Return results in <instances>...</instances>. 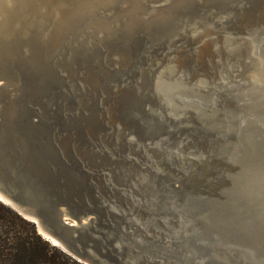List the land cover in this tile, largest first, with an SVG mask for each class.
Listing matches in <instances>:
<instances>
[{
  "label": "water",
  "instance_id": "obj_1",
  "mask_svg": "<svg viewBox=\"0 0 264 264\" xmlns=\"http://www.w3.org/2000/svg\"><path fill=\"white\" fill-rule=\"evenodd\" d=\"M0 202L81 264H264V0H0Z\"/></svg>",
  "mask_w": 264,
  "mask_h": 264
},
{
  "label": "trees",
  "instance_id": "obj_2",
  "mask_svg": "<svg viewBox=\"0 0 264 264\" xmlns=\"http://www.w3.org/2000/svg\"><path fill=\"white\" fill-rule=\"evenodd\" d=\"M0 264H81L51 246L36 227L0 202Z\"/></svg>",
  "mask_w": 264,
  "mask_h": 264
},
{
  "label": "bare ground",
  "instance_id": "obj_3",
  "mask_svg": "<svg viewBox=\"0 0 264 264\" xmlns=\"http://www.w3.org/2000/svg\"><path fill=\"white\" fill-rule=\"evenodd\" d=\"M201 85H202L203 87H205L204 90H207V87H206L207 83H201ZM52 243H53V242H52Z\"/></svg>",
  "mask_w": 264,
  "mask_h": 264
}]
</instances>
